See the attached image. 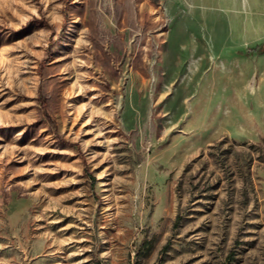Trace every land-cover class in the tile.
<instances>
[{"label":"rangeland","instance_id":"obj_1","mask_svg":"<svg viewBox=\"0 0 264 264\" xmlns=\"http://www.w3.org/2000/svg\"><path fill=\"white\" fill-rule=\"evenodd\" d=\"M263 41L264 0H0V264H264Z\"/></svg>","mask_w":264,"mask_h":264},{"label":"trees","instance_id":"obj_2","mask_svg":"<svg viewBox=\"0 0 264 264\" xmlns=\"http://www.w3.org/2000/svg\"><path fill=\"white\" fill-rule=\"evenodd\" d=\"M251 52H257L260 54H264V41L261 42L260 44L256 45L255 47L250 48L248 50V53H251Z\"/></svg>","mask_w":264,"mask_h":264}]
</instances>
